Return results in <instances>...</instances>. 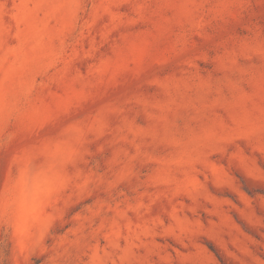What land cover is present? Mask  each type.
Listing matches in <instances>:
<instances>
[{
  "label": "clouds",
  "instance_id": "9594fccd",
  "mask_svg": "<svg viewBox=\"0 0 264 264\" xmlns=\"http://www.w3.org/2000/svg\"><path fill=\"white\" fill-rule=\"evenodd\" d=\"M0 264H264V0H0Z\"/></svg>",
  "mask_w": 264,
  "mask_h": 264
}]
</instances>
